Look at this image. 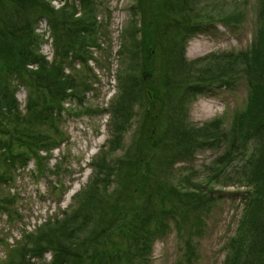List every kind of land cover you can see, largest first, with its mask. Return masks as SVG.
I'll return each mask as SVG.
<instances>
[{"label": "trees", "instance_id": "obj_1", "mask_svg": "<svg viewBox=\"0 0 264 264\" xmlns=\"http://www.w3.org/2000/svg\"><path fill=\"white\" fill-rule=\"evenodd\" d=\"M80 1L83 11L75 16L72 5L53 9L46 0H0V186L12 179L15 168L24 167L29 160L34 164L32 176L44 172L42 159L46 156L40 151L48 155L66 138L60 127L63 112L81 114L88 110L83 106L84 92L92 86L93 72L87 61L94 58L91 48L100 46L96 36L101 23L95 21L94 3ZM171 1H138L141 38L128 46V62L149 69L152 77H138L126 62V80L121 79L110 105L113 124L118 128L109 139L110 148L118 143L121 129L136 112L132 108L135 101L141 105L140 117L125 154L108 161L101 150L90 163V180L93 177V182L97 179L104 183L101 197L94 200L98 211L90 209L92 197L80 198L71 214L49 218L35 232L23 233L7 252L8 264H33L28 258H43L47 250L52 253L49 264H135L134 259L149 252L152 237L167 227V215L173 217L180 212L181 216L200 198V193L189 190V186L180 190L169 182L164 166L193 147L212 146L214 142L225 144L224 152L211 163L215 171L230 161H239L241 177L248 187L243 211L249 210L252 221L245 222L242 216L239 233L228 241L229 252L222 264H264V224L257 239L248 234L254 227L251 211L255 215L253 207L264 198V0L258 12L261 26L251 44L247 49L216 54L223 62L216 66L202 63L210 56L192 61L183 56L185 35L212 16L189 17L187 0H177L174 6ZM149 14L156 16L152 20ZM40 17L46 19L52 32L51 60L38 52L41 39L34 25ZM222 19L227 21L229 17ZM74 61L80 67L65 72V67L73 68ZM233 74L246 80L248 91L244 106L234 113L228 130L222 127L220 117L198 128L177 119L187 93L202 90L216 80L229 82ZM17 84L27 88L23 112L15 97ZM68 101L74 107H65ZM176 104L180 106L176 108ZM249 140L259 142L260 147L253 146L247 154ZM53 167L47 170L57 172L60 166ZM113 179L115 185L104 191ZM10 201L0 188V210L10 211ZM260 205L264 208V203ZM244 216L247 218V211ZM186 220L185 242L193 230L191 220ZM187 248L189 245L188 253Z\"/></svg>", "mask_w": 264, "mask_h": 264}, {"label": "rangeland", "instance_id": "obj_2", "mask_svg": "<svg viewBox=\"0 0 264 264\" xmlns=\"http://www.w3.org/2000/svg\"><path fill=\"white\" fill-rule=\"evenodd\" d=\"M46 1L53 9H59L64 5L74 6L75 16L83 11L80 0ZM138 1L91 0L89 3L90 5L94 3L95 21L98 25L101 23V26L96 36V42L100 46L91 48L94 58L87 61V66L93 72L90 78L92 86L84 92L83 106L88 110L81 114L63 112L60 127L66 138L56 148H52L48 155L40 151V154L46 156L42 159L44 172L32 176L30 169L34 168V164L29 160L24 167L15 168L12 179L0 186L2 192L8 194L11 199L10 211L0 210V264H8L7 252L21 240L23 233L35 232L36 228L49 218L52 220L54 217L61 218L71 214L80 198L92 197L90 209L92 212L98 211V204L94 207V200L101 197L100 189L104 183L97 179L93 182V177L90 180L93 174L90 163L101 150L108 161H115L113 158L121 157L130 146L131 134L140 117L141 105L139 101H135L132 108L136 112L132 113L130 120L121 129L118 143L110 148L112 142L109 139L118 130L113 124L110 105L118 92L121 79L122 82L126 80L124 79L126 62L132 66L138 77L141 76L143 79L152 77V71L149 69H143L132 60L131 63L128 62L130 60L128 46L133 45L134 41L139 42L141 38L139 31L141 13ZM176 1L172 0L171 6H174ZM261 2L262 0H187L188 8L190 7L187 16L198 14L203 18L210 16L212 18L198 21L199 26L197 28L194 26V32L185 35L184 58L192 61L195 58L210 56L202 63L204 66H216V63L223 65L216 54L247 49L255 32L261 26V17L258 14ZM149 16L153 20L156 15ZM227 16L229 17L227 21L222 19ZM45 20L44 17L38 18L34 31L41 39L38 52L43 54L45 59L51 60L52 32ZM174 20L179 21L172 19ZM121 46L122 53L118 51ZM27 66L35 68L34 64ZM79 67L74 61L73 68L65 67L64 71L71 72ZM120 73L121 78L118 80ZM246 83L242 76L233 74L229 82L216 80L206 84L202 90L187 93L177 119H182L190 128H198L220 117L222 127L228 130L234 113L242 108L246 101L248 91ZM26 94L27 88L17 84L15 97L21 112L24 111ZM73 105L72 101L64 104L65 107H74ZM179 106L176 104V108ZM101 107H107V111L96 109ZM176 108L172 106L173 111ZM224 145L214 142L212 146L193 147L185 155L172 159L171 165L164 166L168 170L165 178L169 182L174 183L180 190L189 186V190L193 189L200 193L197 194L200 198L193 202L191 211L189 208L182 211L181 216L180 212H175L173 217L167 215L165 218L167 227L152 237L149 252H144L143 256L134 259L135 264L223 263L229 252L227 243L231 237L238 235L240 230L238 223L242 216L246 219L245 222L252 223L249 210L243 211L248 187L245 179L241 177L239 161L237 159L230 161L228 166L217 171L216 166L211 164L224 152ZM253 146L260 147V144L249 140L246 145L247 154L252 152ZM55 164L60 166L57 172L47 170L53 169ZM115 183L114 179L107 183L104 191H109ZM90 191L92 196L89 194ZM262 202L264 203V198ZM262 202L253 207L255 215L251 211V215L255 216L254 227L248 234L256 239L258 235L260 236L261 226L264 224V208L260 205ZM246 211L247 218L244 216ZM186 218L191 220L190 228L193 229L187 242L184 239ZM47 230L48 228L44 232ZM51 256V251L47 250L43 253V258L33 256L28 259L33 264H49Z\"/></svg>", "mask_w": 264, "mask_h": 264}]
</instances>
